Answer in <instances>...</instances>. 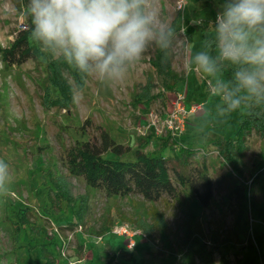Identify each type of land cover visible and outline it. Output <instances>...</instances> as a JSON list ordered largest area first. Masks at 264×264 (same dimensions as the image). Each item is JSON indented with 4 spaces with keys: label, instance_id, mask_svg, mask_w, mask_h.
<instances>
[{
    "label": "rangeland",
    "instance_id": "1",
    "mask_svg": "<svg viewBox=\"0 0 264 264\" xmlns=\"http://www.w3.org/2000/svg\"><path fill=\"white\" fill-rule=\"evenodd\" d=\"M160 2L162 20L171 25L176 19L168 80L151 64L152 54L109 83L82 79L40 46L38 58L21 65H5L0 57V160L10 170L0 190V264H241L249 258L260 264L264 182L254 176L264 157V132L247 131L237 156L250 187L241 205L230 195L231 169L213 142L232 136L230 126L235 129L242 115L233 114L230 124L221 126L209 110L215 103L209 94L215 92L212 79L198 69L185 70L191 54L210 37L221 0H185L183 9L178 0ZM25 6L23 0H0V48L29 29ZM143 92L153 98L141 102ZM177 101L197 107L179 116L180 122L173 120L171 129ZM86 119L91 126L83 137L76 128ZM100 129L125 146L162 150L177 195L156 202L137 193L107 196L70 174L66 150L76 139L98 138ZM180 146L193 152L186 170L196 194L204 191L200 174L211 182L212 198L205 206L183 199L176 176ZM15 222L21 224L18 240Z\"/></svg>",
    "mask_w": 264,
    "mask_h": 264
},
{
    "label": "clouds",
    "instance_id": "2",
    "mask_svg": "<svg viewBox=\"0 0 264 264\" xmlns=\"http://www.w3.org/2000/svg\"><path fill=\"white\" fill-rule=\"evenodd\" d=\"M210 37L189 57L186 71L212 79L209 110L226 123L233 114L264 110V0H221ZM31 38L81 78L122 80L150 45L171 54L176 29L161 17L160 0H27ZM230 65L231 77L223 76ZM0 160V190L9 180Z\"/></svg>",
    "mask_w": 264,
    "mask_h": 264
},
{
    "label": "trees",
    "instance_id": "3",
    "mask_svg": "<svg viewBox=\"0 0 264 264\" xmlns=\"http://www.w3.org/2000/svg\"><path fill=\"white\" fill-rule=\"evenodd\" d=\"M27 0H23L26 2ZM176 29V19L171 23ZM31 24L28 30L18 31L14 40L8 47L0 48V57L5 65H21L28 59H37L40 55L39 45L31 38ZM208 38V37H207ZM206 38H204L205 40ZM170 55L165 59V53L155 45H150L144 56H150L151 64L157 72L168 80L171 74V60L173 57L170 49ZM143 56V57H144ZM229 68H226L228 67ZM232 68L226 65L223 68V75L226 78L231 77ZM62 87V86H61ZM202 91V89H201ZM64 98V97H63ZM147 92H143L141 102L151 100ZM189 108V107H188ZM237 119V118H236ZM243 119V120H242ZM242 121L236 128L230 126L233 135L226 138H218L213 144L216 146L218 154L228 165L231 171L227 172V178L231 187L230 195H236L239 204H243L249 191L242 168L238 165V158L243 149L241 147L245 133L252 127L260 132H264V110L259 113L253 112L251 115H243ZM226 123L230 124L228 120ZM226 123H222L224 126ZM234 122H232L233 125ZM91 121L86 119L82 125L77 126V132L81 136H86ZM228 126V129H230ZM233 137V138H232ZM234 147V150L232 149ZM181 156L180 171L177 172V180L181 187L183 199L189 200L195 198L205 206L212 198V186L205 173L200 174V179L204 188L202 194L197 193L196 183L188 176L186 166L187 158L192 155V150L188 147L180 146L177 148ZM66 170L74 176H82L85 183L92 188L102 189L107 196L129 195L137 193L145 201L156 202L162 196L175 197L177 189L171 181L167 157H164L162 150L151 153L143 152L138 146H125L117 142L105 129L99 130L98 138L90 140H75L66 150L63 156ZM254 180L264 182V157L256 171ZM252 180V181H254ZM57 187V186H56ZM57 189V188H56ZM62 194L64 192H61ZM68 200V199H65ZM178 200V199H177ZM14 224V237L16 240L21 228L18 222ZM240 224V218H237L236 225ZM260 264H264V252L260 255ZM241 264H257L256 259L249 258Z\"/></svg>",
    "mask_w": 264,
    "mask_h": 264
},
{
    "label": "built area",
    "instance_id": "4",
    "mask_svg": "<svg viewBox=\"0 0 264 264\" xmlns=\"http://www.w3.org/2000/svg\"><path fill=\"white\" fill-rule=\"evenodd\" d=\"M184 6H185V0H178V8L183 9ZM196 107L197 106H191L190 108H186L183 105H181L180 101H177L175 110H173L170 114V119H169L170 120V128L173 129L172 128L173 120H178V122H180L179 116L184 115L188 112H190V113L194 112ZM177 128H178L177 126L174 127L175 130H177Z\"/></svg>",
    "mask_w": 264,
    "mask_h": 264
}]
</instances>
